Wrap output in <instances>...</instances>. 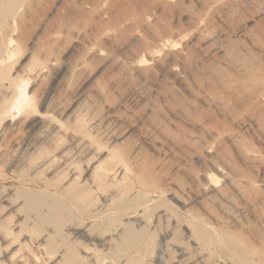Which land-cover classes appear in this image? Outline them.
<instances>
[{"label":"rangeland","instance_id":"obj_1","mask_svg":"<svg viewBox=\"0 0 264 264\" xmlns=\"http://www.w3.org/2000/svg\"><path fill=\"white\" fill-rule=\"evenodd\" d=\"M225 4L233 5L229 13ZM263 11L264 0L253 4L234 0H22L16 30L10 34L21 48L11 75L29 67L36 57L48 65L54 62L55 68L82 62L69 84H59L55 90L66 114L75 100L83 113L91 109L92 98L82 102L85 91H91V96L94 91L104 92L106 98L97 100L93 121L98 117L115 120L112 145L128 156L130 169L144 174V183L138 176L130 177V194L139 193L138 204H153L148 225L141 232L146 264H158V251L167 236L174 245L183 243L192 252L185 239L193 229L194 217L222 228L264 257ZM198 20L201 25L196 27ZM136 34L139 39L134 40ZM174 35L181 36L180 47L187 48L173 62L174 69L167 67L172 60L168 50L155 57L157 62L153 58L152 68L144 73L130 68L136 56L151 60L149 53L157 42ZM216 39L224 44L225 54L215 51ZM42 74L45 79L31 80L26 89L33 97V110L26 117L47 124L51 118L43 114L40 95L51 86L53 76L51 71ZM118 115L121 119L116 122ZM24 118L17 111L0 116V135L5 131L12 137L0 139V264L48 263L50 251L44 247L43 252L41 239L55 220L43 216L42 207L28 203L26 197L42 200L43 192L52 193L51 188L67 177L48 174V170H33L34 174L27 162L36 153L26 156L32 173L25 165L21 168L24 161H15L14 142L26 141L29 135L19 124ZM63 133L64 128L56 154L67 141ZM52 144L45 143L43 149ZM208 150L210 162L242 190L237 193L235 186L220 183L235 204L228 211L216 205L214 193L195 179L207 169L199 154ZM84 168L81 165L83 174ZM4 199L13 208L8 209ZM163 214L165 219H157ZM82 247L77 248L79 254ZM170 252L167 248L161 256L166 264L177 259Z\"/></svg>","mask_w":264,"mask_h":264},{"label":"bare ground","instance_id":"obj_2","mask_svg":"<svg viewBox=\"0 0 264 264\" xmlns=\"http://www.w3.org/2000/svg\"><path fill=\"white\" fill-rule=\"evenodd\" d=\"M235 1L236 4H253L256 0ZM232 6V4H225L223 8L229 13ZM21 7L22 0H0V116L12 115L14 111H17L25 117L19 124L24 125V129L29 134L26 141H12H15V149H13L15 161H24L21 168L26 166L25 161L29 160V157L26 156L36 153L35 159L30 157L32 161L27 162L32 172L33 170L42 172L48 170V174L52 171V173H56V176L58 174L67 176L61 184H57L58 186L55 184L51 188L52 186L49 185L53 191L52 193L43 192L42 200L33 195L26 197L29 200L28 203L42 207L45 213L43 216L53 217L55 220L50 232L44 237L42 236L43 238L41 237L42 245H44L43 252L49 248L47 252H50L47 255L51 256H49L50 258L44 256L45 259L49 258L46 260L48 261L46 264H146L143 258V250L146 246L141 240V232L148 225L147 216L150 214L153 204L150 201L138 204L139 193L130 194L133 190L129 184L130 177L138 176L142 181L144 174L140 170L135 172L130 169L128 156L122 151H117V147L112 145L115 139L113 135L116 132V124L113 122L115 120L102 116L103 118L98 117L99 120L93 121L94 114L97 113L96 107L99 105L97 100L102 101L106 98L104 92L102 91V95L101 91L100 93L94 91V96H91V91H85L81 99L82 102H85L88 97L92 98L91 101L89 100L90 105L87 104L91 109H87L83 113L79 109L82 107L75 100L72 101L70 113L66 114L65 107H63L64 102L55 97V90L59 84L60 86L64 82L69 84L73 74L82 69V62H79L80 64L65 63L55 68L53 67L54 62L48 65V61L36 57L32 58L29 67L14 71L11 75L14 58L21 52V48L10 34L16 30L17 17L21 13ZM146 20L149 22L150 18ZM200 25L201 22L196 21V27ZM133 39L137 40L139 36L136 34ZM215 41L217 42L215 51L225 54L227 51L221 40L216 39ZM157 43L156 49L149 53L151 60L145 59L144 55L136 56L130 62V68L136 72L144 73L145 70L152 68L150 61L153 58L154 62H157L155 57H159L158 54L162 50H168L172 60L167 67L174 69L173 62L177 58H181L187 49L180 47L181 36L174 35L169 39H161ZM123 65L118 63L120 68ZM51 67L53 68L51 69ZM43 70L44 72L51 71L53 76L51 86L40 95V104L44 109L43 114L51 118L47 124H43L40 119L27 121L26 117L33 110V97L27 95L26 89L31 80H37L36 82L43 80ZM33 81L31 82L33 83ZM67 89L68 86L65 90ZM21 92L24 94L19 95ZM139 92L136 91L135 94L140 96ZM95 116L97 117V115ZM119 117H114L116 122L121 119ZM88 118H92V120ZM63 128V135L67 137V141L56 154L59 140H61L59 133ZM19 132L12 133L15 135ZM9 136L3 131L0 139H11L12 137L8 138ZM45 143L53 144L45 150L43 149ZM199 158L207 166V169L195 176L196 181L201 182L205 190L214 193L212 201L216 205L228 211L235 204L232 197L223 192L220 183L224 181L235 186L237 193L242 190L236 186L234 179L228 177L210 162L209 150L200 153ZM81 165L85 167L84 174L80 169ZM28 166L25 167V169L28 168L27 171L29 170ZM53 166H57V168L54 170ZM25 169H21V171H26ZM16 170L19 172L18 169ZM13 171L15 172L14 169ZM29 171L32 173L31 170ZM216 173L220 175L221 179L215 176ZM165 192L171 196V199H175V194L170 189ZM2 202L8 209L13 208L12 203L9 204L5 199ZM159 217L165 219L166 215L157 216V219ZM192 223H194L193 229L188 232L185 239L191 244L192 252L182 246L183 243L174 245L173 239L167 236L162 240L164 245L158 251V264H166L167 259H163L161 256L167 248L170 249L173 256L177 257L173 264H228V262L229 264H264V257L258 251L233 239L222 228H214L199 217L192 218ZM78 245L83 246L81 249L85 248L87 252L80 249L82 254H79ZM44 247H46L45 250Z\"/></svg>","mask_w":264,"mask_h":264}]
</instances>
